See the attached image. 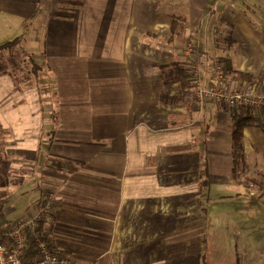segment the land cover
I'll return each instance as SVG.
<instances>
[{"label":"crops","instance_id":"0c3cea01","mask_svg":"<svg viewBox=\"0 0 264 264\" xmlns=\"http://www.w3.org/2000/svg\"><path fill=\"white\" fill-rule=\"evenodd\" d=\"M2 38L41 63L37 103L27 83L0 96L2 225L45 206L70 264L176 263L181 229L200 254L210 188L256 196L232 177L237 107L200 103L195 85L264 76V0H0ZM243 145L255 168L264 130L245 127Z\"/></svg>","mask_w":264,"mask_h":264},{"label":"rangeland","instance_id":"374dc122","mask_svg":"<svg viewBox=\"0 0 264 264\" xmlns=\"http://www.w3.org/2000/svg\"><path fill=\"white\" fill-rule=\"evenodd\" d=\"M4 39L5 38H2L0 40V46L4 45L3 43L6 41ZM25 50L26 48L24 49L21 46H12L11 55L9 54V56L7 55L8 50H0V96H2L7 87L10 88L16 84L24 86L25 83H27L25 87H27L29 100L37 103L38 98L35 86L41 89V85H38L39 82H36V77L40 73L39 69L41 63L38 56L30 55ZM7 65L10 68L15 65L18 72L14 75L11 72V77L1 76L3 70L6 69L5 66L8 67ZM16 92L19 93L18 91ZM253 155L256 157V163L260 167L259 169L264 171V167L260 165L264 162L262 156L259 153ZM216 192H218V189L214 187L211 190L210 188V193L212 194H210L211 199L209 202L210 213L208 221H206L207 232L203 237L202 246L199 247L200 256L198 263L264 264L263 200L258 196L250 197L243 194L240 198H237L234 196L236 193L232 188H219V192L228 195L223 200L216 196ZM255 193L257 194L256 191ZM12 198L13 199L7 201V205L19 207V204L14 200V196ZM187 229H181L180 234H186L190 231V229ZM196 229L197 227L193 228V230ZM182 234L177 237L178 241L182 240L177 242V251L174 254L172 253V256L176 257V263L172 259L166 264H196V258H198V239L193 236V238L188 239L189 232L184 236H182Z\"/></svg>","mask_w":264,"mask_h":264},{"label":"built area","instance_id":"2783aa9c","mask_svg":"<svg viewBox=\"0 0 264 264\" xmlns=\"http://www.w3.org/2000/svg\"><path fill=\"white\" fill-rule=\"evenodd\" d=\"M187 54L194 59L198 68L205 62V54H195L193 43H188ZM219 75L222 69L218 61H214ZM196 79L199 78L195 72ZM195 96L200 103L206 100L222 102L228 106L241 109L264 110V86L242 84L231 89L224 85L208 87L200 81L195 85ZM45 206H39L30 215L23 217L12 226H4L0 222V264H70V260L62 250L39 233L44 218ZM34 236V256H25L29 247L28 235Z\"/></svg>","mask_w":264,"mask_h":264},{"label":"trees","instance_id":"16d2710c","mask_svg":"<svg viewBox=\"0 0 264 264\" xmlns=\"http://www.w3.org/2000/svg\"><path fill=\"white\" fill-rule=\"evenodd\" d=\"M17 41L19 40L15 39L0 46V50L11 48L12 46L16 45ZM232 74H234V78L236 80L243 84H264V76L255 77L252 74L241 71H232ZM183 77L184 78L181 79L183 87H190L188 75H183ZM248 126H258L264 130V110L233 108L231 135L232 145L234 148V168L232 170V177L236 183H239L244 187L254 189L257 192L256 196L261 198L264 202V171L259 169L260 167L256 162L255 168H249L251 165L247 163L244 154L243 135L245 127ZM260 165L261 167H264V162H262ZM4 203L5 202L3 200H0V218L4 217V212L2 210ZM1 224L5 223L1 221ZM43 225L44 220L41 221L38 231L44 238L48 239L50 243H52L47 232L44 230ZM28 239L29 247L25 253V256H34L36 254L34 236L29 233ZM199 256L200 254H198V259Z\"/></svg>","mask_w":264,"mask_h":264}]
</instances>
